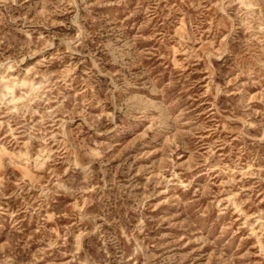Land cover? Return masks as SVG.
Masks as SVG:
<instances>
[{"label":"rangeland","instance_id":"374dc122","mask_svg":"<svg viewBox=\"0 0 264 264\" xmlns=\"http://www.w3.org/2000/svg\"><path fill=\"white\" fill-rule=\"evenodd\" d=\"M0 264H264V0H0Z\"/></svg>","mask_w":264,"mask_h":264}]
</instances>
